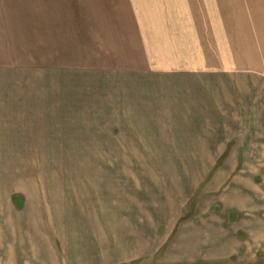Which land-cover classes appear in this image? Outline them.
Segmentation results:
<instances>
[{
    "label": "rangeland",
    "instance_id": "obj_1",
    "mask_svg": "<svg viewBox=\"0 0 264 264\" xmlns=\"http://www.w3.org/2000/svg\"><path fill=\"white\" fill-rule=\"evenodd\" d=\"M257 2L264 10V0ZM229 6L0 0V223L35 217L46 201L52 210L55 196L62 200L68 191L62 185L88 179L86 170L142 168L158 177L155 197L187 203L181 221L219 212L224 196L243 206L230 221L242 220L245 255L193 264H264V31L243 36L238 8ZM75 15L88 25L87 37L69 48L64 41L78 30L63 28L62 20ZM248 45H256L258 65L242 63L240 54L252 52ZM234 61L232 71L224 69ZM145 88L150 104L161 106L155 115L166 128L158 140L154 126L161 120L135 106ZM168 95L178 100L177 115ZM224 132L231 156L240 159L224 160ZM127 151L147 159H118ZM8 238L0 233L1 245Z\"/></svg>",
    "mask_w": 264,
    "mask_h": 264
},
{
    "label": "crops",
    "instance_id": "obj_2",
    "mask_svg": "<svg viewBox=\"0 0 264 264\" xmlns=\"http://www.w3.org/2000/svg\"><path fill=\"white\" fill-rule=\"evenodd\" d=\"M224 4L230 5L229 8H238L234 13L243 36H246L244 33L252 34L257 27L258 31H264V10H258L261 7L257 0H224ZM67 24L70 29L76 27L78 32L67 36L64 43L69 48L78 47L87 37L88 25L76 15L73 20H62L63 28ZM248 46H253L250 48L252 52L240 54L242 63L258 65L261 62L254 52L256 45ZM219 64L217 59L214 65L217 67ZM235 65H239V62L234 61L232 65L227 62L224 69L226 67L232 71ZM147 93L148 88H145L135 106L155 115L160 112L161 106L150 104ZM157 96L159 94L156 92L153 97ZM167 98L173 107L172 113L177 115L174 107L178 100L173 95ZM225 109L226 105L224 112H229ZM240 110L237 105L235 124ZM201 119H204L203 115ZM226 121L229 122L224 114V130L227 128ZM154 128L157 140L165 135L159 132L166 128L162 120ZM228 137V133L224 132V160H238L239 154L234 158L229 152ZM142 145L149 143L141 141L139 146ZM119 153H126L124 157L118 158L121 160L147 159L142 156L145 154L143 152L135 154L140 156L132 157H128L132 153L130 151ZM122 169L118 170L120 174L109 170H102L104 174H101L97 168L86 170L89 174L82 176L88 179L62 185L68 191L63 192L62 200L57 201L58 196H55L52 210L46 201V205L40 203L39 208L36 207L39 211L35 217L13 216L0 223L1 235L11 237L7 239L6 247L1 245L0 240V264H150L154 261L157 264H193L219 263L245 255L246 242L238 234L237 228L242 222V205H232L226 201L228 196H224L223 209L219 212L211 208L203 215L181 221L187 203L160 200L164 199L163 194L155 197L152 191L157 192L155 188L160 184L154 178H158L155 173L150 174L148 169L142 168ZM170 184L175 186L174 181ZM146 192L148 194H143ZM231 213H238L240 217L231 222Z\"/></svg>",
    "mask_w": 264,
    "mask_h": 264
},
{
    "label": "trees",
    "instance_id": "obj_3",
    "mask_svg": "<svg viewBox=\"0 0 264 264\" xmlns=\"http://www.w3.org/2000/svg\"><path fill=\"white\" fill-rule=\"evenodd\" d=\"M20 205V204H19Z\"/></svg>",
    "mask_w": 264,
    "mask_h": 264
}]
</instances>
